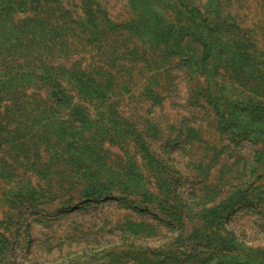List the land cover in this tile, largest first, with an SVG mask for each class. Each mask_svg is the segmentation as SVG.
<instances>
[{
    "label": "rangeland",
    "instance_id": "374dc122",
    "mask_svg": "<svg viewBox=\"0 0 264 264\" xmlns=\"http://www.w3.org/2000/svg\"><path fill=\"white\" fill-rule=\"evenodd\" d=\"M0 264H264V0H0Z\"/></svg>",
    "mask_w": 264,
    "mask_h": 264
}]
</instances>
